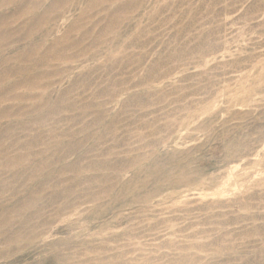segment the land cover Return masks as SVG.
Returning <instances> with one entry per match:
<instances>
[{"label":"rangeland","instance_id":"rangeland-1","mask_svg":"<svg viewBox=\"0 0 264 264\" xmlns=\"http://www.w3.org/2000/svg\"><path fill=\"white\" fill-rule=\"evenodd\" d=\"M0 264H264V0H0Z\"/></svg>","mask_w":264,"mask_h":264}]
</instances>
